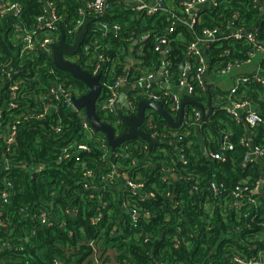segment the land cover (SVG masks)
Segmentation results:
<instances>
[{
  "label": "trees",
  "instance_id": "obj_1",
  "mask_svg": "<svg viewBox=\"0 0 264 264\" xmlns=\"http://www.w3.org/2000/svg\"><path fill=\"white\" fill-rule=\"evenodd\" d=\"M10 1L20 3L23 13L20 17L0 14V132L6 134L14 124L18 126L14 145L0 142V264H95L93 255H97L96 264H237L236 256L253 259L260 252L264 258V188L251 194L257 198L256 204L246 202L240 209L231 196L238 185L254 189L264 180V157L244 165L250 143L264 149V89L260 83L249 82L234 94L241 101H250L262 116L263 122L252 127L245 120L247 113L237 120L226 110L231 92L208 84L205 90L192 78L191 94L179 87L187 61L193 60L188 47L205 29L224 32L229 23L236 21L245 30L258 29L259 40L264 42V0H217L216 8L202 12V23L195 31L166 15L143 16L120 1L111 2L112 9L105 14L86 16L90 23L78 51V63L91 74L100 65V102L111 96L109 87L125 74V61L130 56L140 60L142 69L158 73L162 55L155 47L158 38L164 36L170 41V65L168 76L159 83L167 78L172 91L179 92L180 105L184 99L193 102L185 106L178 128L169 126L157 112L147 110L143 129L164 143L149 149L146 141L136 138L115 150L109 144L101 148L100 140L105 136L86 131L85 112L75 110L67 101L55 102L56 110L36 118L43 111L39 96L48 93L53 82H62L75 97L85 95L89 89L59 69L52 52L37 46L24 57L19 55L23 45L17 38L20 27L33 32L39 42L49 35L60 41L64 34L68 45L75 44L82 29L74 35L69 30L82 18L80 10L86 0H50L61 17L55 33L37 28V18L44 14L40 0ZM167 1L176 10L183 0ZM98 23L117 24L121 31L105 32L97 28ZM172 24H176L175 30L169 32ZM148 32L150 40L143 54L137 56L132 51L133 42L139 33ZM85 45H89V53L85 52ZM249 50L251 45L229 41L207 49L211 76L230 62L245 61ZM99 56H105V60L97 59ZM254 60L264 77V58L258 56ZM10 69L22 81V94L15 109L7 104L5 78ZM141 74L132 71L131 81ZM159 83L155 82L152 88ZM210 96L213 113L207 121L202 116L196 118L194 110H201L195 104L207 107ZM129 98L133 102L131 111L118 108L108 116L100 115L119 135L128 130L122 115L137 114L138 103L148 100L139 88ZM157 103L174 119L179 117L170 97ZM187 114L192 118L186 119ZM57 125L61 127L59 132L55 130ZM225 143L231 149L223 151ZM80 144L87 145L89 151L76 148ZM68 146H75L76 155L60 161ZM214 152L221 153L223 159L212 158ZM116 166L120 175L116 174L109 186L103 178ZM84 168L93 171V179L85 178ZM122 173L143 182L145 196L133 193ZM125 201L127 207L123 206ZM133 207L141 214L138 219L130 212ZM42 209L48 213L49 225L39 220ZM100 213L102 219L94 222ZM92 243L98 248L97 254Z\"/></svg>",
  "mask_w": 264,
  "mask_h": 264
},
{
  "label": "built area",
  "instance_id": "obj_2",
  "mask_svg": "<svg viewBox=\"0 0 264 264\" xmlns=\"http://www.w3.org/2000/svg\"><path fill=\"white\" fill-rule=\"evenodd\" d=\"M44 7V14L40 15L37 18V25L39 29L46 30L47 32L55 33L57 31V27L59 21L61 19L60 16L57 15L53 2L50 0H40ZM113 1H120L130 6L134 11L142 14L143 16H164L166 15L168 19L175 20L177 23H181L188 27L189 29L195 31V29L202 23L203 14L202 12L206 9H214L217 7L218 1L217 0H183L180 2V7L176 10L173 9L171 4L167 0H86L84 4V9L80 10V14L82 18L79 19L74 27L69 30L70 35L78 34L82 29L87 15L94 14L96 17L105 14V12L109 11L111 8V2ZM231 0H225V2H230ZM260 1V0H259ZM23 13V8L20 3L18 2H11L10 0H0V14H13L17 17H20ZM238 16V15H237ZM176 24H172L168 29L169 32H173L175 30ZM97 28L102 29L105 32L112 30L115 34H118L121 31V27L117 24L113 26H109L106 23H98ZM20 34H17V38L22 41V48L20 51V57H24L25 55L33 52L37 46L42 51L52 52L53 54V46L58 43V39H55L53 36H47L42 41H38V37L33 33L29 32L27 28L20 27L18 29ZM22 33V34H21ZM151 33H139L132 45V51L136 52V55H142L144 47L146 46L147 42L150 40ZM229 41L232 43L241 42L243 44L251 45V50L248 52V58L243 61H235L230 62L225 68L221 69L218 74H228L234 68L244 66L246 64L251 63L256 57L262 56L264 58V42L259 40V30H245L243 27L237 25L236 21L229 23L224 32H220L218 29H205L203 31V35L195 36V39L189 45V52L190 56L193 60H188L184 71L182 73V79L180 82V89L184 90L185 92L192 93L194 91L193 84L191 82V78L193 80H197L204 86V89L207 88V83L204 81V75L207 71H209V66L207 62V57L205 51L210 47L214 46L219 42ZM168 37H160L158 38L155 50H158L162 55V64L157 74L151 69H142L140 67V60L135 59L134 57L130 56L125 61V74L122 77H118L117 80L114 82L113 85L109 87L110 90V97L105 101H99L97 104L98 114L108 116L110 113H113L118 108L126 109L128 112L133 109V102L129 96L122 97L120 95V88L125 84L131 87V89H140L141 94L145 95L148 100L153 102L161 101L164 97H170L172 101V108L174 110H180V96L177 92L172 91V87L169 84L167 78L165 81L160 82L162 77L168 76L169 74V65L170 60H168ZM84 50L86 53H89V45L84 46ZM227 56H230L229 52H226ZM79 54L76 53L72 56H66V60L71 62L78 63L79 61ZM97 59L105 60L104 57H97ZM79 64V63H78ZM115 66L112 67L114 70ZM101 67L99 64L96 65L95 70L93 71V75L99 74ZM13 69H10L6 72V86L8 88V98L7 104L8 107L11 109L18 108V101L20 100L21 96V80L16 79L12 72ZM141 71L142 74L136 79L135 81H131V72ZM136 77V75L134 74ZM158 76V77H157ZM155 79V80H154ZM154 80V81H152ZM159 83L157 88H152L154 83ZM249 82H257L260 83L264 89V77L260 74L259 71L255 72L251 76H243L239 80L238 85L247 84ZM238 86L234 89L231 94L230 98V105L226 107V110L234 116L237 120L240 119V111H246V122L249 123L252 127L260 124L263 122L262 116L259 114L257 110H253L248 101H241L234 94L237 92ZM75 97L72 95V91L67 90L64 88V85L60 81L53 82V88L50 89L48 93L43 96H39V101L43 103V111L36 116V118H42L47 112L52 110H56L57 107L54 106L55 102L59 101H67L69 104H72L75 108L72 98ZM78 98V97H75ZM75 110H77L75 108ZM78 111V110H77ZM2 111L0 110V114ZM132 115V114H128ZM196 118H200L202 116L200 111L194 110L193 113ZM187 118H192L187 114ZM83 117V127L86 131L90 134L96 133V131L88 124ZM17 125L14 124L12 128L6 133L2 134L0 132V142L4 141L9 147L16 143V136H17ZM61 127L57 125L55 127L56 132H59ZM107 140L106 138H102L100 140L101 148H107ZM251 146V151L247 152L244 159V165L252 162L253 160L260 159L264 157V149L259 146ZM76 148L84 151H89V147L85 144H80ZM76 148L75 146H68L65 147L62 151L59 160H64L76 155ZM231 149L229 144L225 143L224 150ZM211 157L214 159H223L221 153L214 152L211 154ZM8 162V161H6ZM85 178L93 179L94 173L92 170L84 168L83 170ZM116 174L118 173V166H116L111 174L105 176L103 180L106 181L105 184L111 186L113 181L115 180ZM120 175V174H119ZM125 180L126 186L130 188V190L135 194H140L145 196L143 193L144 183L143 182H136L132 178H130L126 173L121 174ZM247 184V183H246ZM261 184H264V180L258 183L256 188L252 189L249 188L247 185L242 187L241 185L236 186V188L232 191V198L234 199V205L240 209L244 204H256L257 198H254L251 194H258L261 192ZM106 186V185H105ZM89 185H85V188H88ZM213 190L216 191V186L213 184ZM249 193L248 197L245 195ZM4 197L7 194H3ZM154 196V194H151ZM245 197V198H244ZM124 207L128 206V203L125 201L123 203ZM134 219H138L139 211L136 207L131 208L130 210ZM2 216V212L0 211V217ZM102 214L100 213L93 219L94 222H99L102 219ZM39 220L43 225H49L50 220L46 210L42 209L39 213ZM2 225H5L2 223ZM261 226L264 228V221L261 222ZM117 230V228L115 229ZM92 247L94 252L97 254V246L95 243H92ZM96 263L97 255H93L91 257ZM234 262L237 264H263L264 258L262 252L253 259L242 258L240 256H236L234 258Z\"/></svg>",
  "mask_w": 264,
  "mask_h": 264
},
{
  "label": "water",
  "instance_id": "obj_3",
  "mask_svg": "<svg viewBox=\"0 0 264 264\" xmlns=\"http://www.w3.org/2000/svg\"><path fill=\"white\" fill-rule=\"evenodd\" d=\"M89 23V19L85 21L75 44L68 45L65 41L64 34H62L61 40L58 44H55L52 49L53 61L55 65L59 69L70 73L73 77L83 82L89 89L85 95L78 98L73 97L71 99L75 108L78 111L85 112L84 120L90 124V126L96 132L102 133L105 136L109 146L114 150L120 148L124 143L136 138L146 141L148 143L149 149H151L155 144L164 143L162 140L152 137L143 129V125L147 117V110L157 112L166 120L169 126L172 128H178L184 119L185 106L193 102L188 99H184L179 110V117L178 119H174L162 104L150 100H141L137 106V114L122 115V119L128 125L127 132L121 135L116 133L115 129L111 125L103 122L100 115L98 114L97 104L100 98L103 96V86L101 84L102 74L93 75L83 70L78 63L66 60V56H72L78 53L87 34ZM195 105L201 109L203 120L207 121L214 111L211 96L208 109L202 105ZM253 110H256V108L254 107ZM263 188L264 184H261V189ZM140 216L141 214H138V217ZM146 217L149 218L150 216L146 215Z\"/></svg>",
  "mask_w": 264,
  "mask_h": 264
},
{
  "label": "crops",
  "instance_id": "obj_4",
  "mask_svg": "<svg viewBox=\"0 0 264 264\" xmlns=\"http://www.w3.org/2000/svg\"><path fill=\"white\" fill-rule=\"evenodd\" d=\"M257 71H260V69H259V67L257 66V63L254 60V61H252L249 64H246V65L241 66V67L234 68L228 74H223V75L215 74V76H211V73L209 71H207L205 73V75H204V81L208 85H210V87L211 86H215L216 89H220L222 91H229V92L232 93L237 86H238V88L241 86V85H238L239 84V80H240L241 77H243V76H251L252 74H255V72H257ZM133 90L134 89H131L130 86L124 84L120 88V95L122 97H126L127 98L129 96V94ZM183 92H185V91L183 90ZM248 102H250V101H248ZM250 105H251L250 108L254 109V106H253V104L251 102H250ZM206 108L208 109V106ZM240 113H241V115H243L244 113H246V111L245 110H241ZM198 132H199V129H197V133ZM199 141L204 145V142H203L202 138H199ZM249 143H250V141H249ZM256 160H258V159H256ZM169 174H170V176L175 178L174 174H172V173H169ZM123 180H124V178H123ZM124 182H125V180H124Z\"/></svg>",
  "mask_w": 264,
  "mask_h": 264
}]
</instances>
